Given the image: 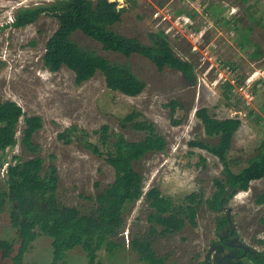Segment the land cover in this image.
Returning <instances> with one entry per match:
<instances>
[{"label":"rangeland","instance_id":"obj_1","mask_svg":"<svg viewBox=\"0 0 264 264\" xmlns=\"http://www.w3.org/2000/svg\"><path fill=\"white\" fill-rule=\"evenodd\" d=\"M52 1L0 0V99L14 101L27 116L42 119V128L33 135V141L40 147L38 156L44 159L45 168L50 164L57 168V197L61 203L87 212L93 205L89 196L95 197L114 180V171L105 157L93 153L91 147L106 150L101 130L105 125L108 148H112L117 135L128 141L142 139L143 133L120 126V120L134 110L140 114L137 120L153 123L168 144L165 152L148 153L134 164L143 176L144 193L157 187L177 203L193 192L201 193L205 199L214 189L213 180L223 177V166L215 156L189 145L195 141L215 144L218 140L204 134L195 116L199 108L206 107L217 119L241 120L228 152L232 171L238 172L256 155L264 139V0H134L132 7L124 0H110L127 7L121 23L113 27L116 32L147 43L148 33L164 30L174 53L194 67L196 81L191 84L176 70L159 71L144 57L126 58L106 52L82 33L72 35L81 48L111 63L128 64L146 84L137 97L108 90L101 74L77 86L70 70L50 72L44 68L45 44L58 27L57 20L41 15L24 27L15 28L10 23L16 8ZM248 11L260 25L252 22ZM247 27L252 29L250 41L262 52L259 59L250 57L253 46L246 52L238 46L236 28L243 32ZM171 102L178 104L174 112ZM256 116L263 118L259 125ZM22 128L21 119L16 145L8 148L5 155L0 153L1 189H6L5 169L14 163V157L25 160L32 156L19 142ZM63 133L65 136L60 137ZM262 191L264 179L252 182L250 189L233 197L222 212L225 215L230 209L239 237L258 251L264 250V205L255 206L253 201ZM149 213L144 196L127 207L126 225L114 240L116 246L109 251L104 245L98 251L100 264H144L131 242L149 233ZM217 216L201 204L196 227L187 224L176 234L148 238L156 255L167 257L168 264H193L204 259L208 244L217 240ZM0 239L16 241L8 204L0 211ZM258 240L263 244L257 245ZM51 243V238L39 236L24 255L23 264H52ZM16 249L15 244L14 254ZM64 260L66 264H88L81 247L68 251ZM0 264H12L11 259L2 258L1 251Z\"/></svg>","mask_w":264,"mask_h":264},{"label":"trees","instance_id":"obj_2","mask_svg":"<svg viewBox=\"0 0 264 264\" xmlns=\"http://www.w3.org/2000/svg\"><path fill=\"white\" fill-rule=\"evenodd\" d=\"M124 2L132 7L134 0ZM126 10L123 3L110 0H53L44 5L18 8L14 12L12 26L24 27L35 22L41 15L54 17L58 27L45 44L42 63L50 72H57L62 68L70 70L77 86L101 74L108 90L137 97L144 91L146 84L133 74L128 64L111 63L94 51L78 46L72 40V35L76 32L99 43L103 51L126 58L131 55L144 57L157 70H176L187 82L194 84L196 76L192 63L174 53L164 30L148 33V42L144 43L113 29L121 23ZM176 14L180 15L181 11ZM248 17L254 24L260 25L249 11ZM251 31V27L245 28L243 32L236 28L237 43L243 52L253 46L250 57L259 59L262 52L250 41ZM230 87L227 85V88ZM177 105L176 102L170 103L172 112ZM248 115H252V112ZM139 116L134 110L120 120L122 128L143 133L142 139L138 141H128L122 135H117L112 148H108V127L105 125L101 128L102 144L106 150L101 151L97 146H92L91 150L105 157L115 176L95 197L89 196L93 205L89 211L82 212L77 207L58 200L57 168L52 164L45 168L44 159L38 156L40 147L34 143L33 135L42 128V119L39 116H27L14 101L0 99L1 155H5L8 148L16 145L21 119L23 128L19 142L23 150L32 155L25 160L15 156L14 163L8 164L5 169L6 189L0 188V211L5 205H9L10 226L16 231V241L13 243L0 239L3 259H11L12 264H23L24 255L31 249L34 241L45 235L52 239V264H66V253L76 247H81L85 252L88 264H100L98 251L104 245L109 251L116 246L114 240L119 238L126 225L124 214L127 207L144 196L150 209L146 221L149 224V233L134 238L131 247L138 253L139 259L147 264H167V257L156 255L148 236L159 234L167 237L182 231L187 224L196 227L201 204H205L210 212L218 215L233 197L240 192H247L252 182L264 179V139L247 165L238 172L232 171L228 152L234 135L241 126V120L217 119L210 115L206 107H202L196 110L195 116L200 121L204 134L208 138H217V143L195 141L189 145L215 156L223 166V177L213 180L214 189L211 195L204 199L201 193L193 192L182 198L181 203H177L172 197L162 195L157 187H151L144 193L143 176L135 170L134 164L148 153L165 152L168 144L153 123L137 120ZM262 121V117L256 116L257 125ZM59 136L64 137L65 133ZM253 203L255 206L264 205V191L255 196ZM225 223L226 220L216 217L217 229ZM256 243L262 245L263 241L258 240ZM15 244L17 249L14 254ZM249 258L251 264H264V250L249 255Z\"/></svg>","mask_w":264,"mask_h":264},{"label":"flooded vegetation","instance_id":"obj_3","mask_svg":"<svg viewBox=\"0 0 264 264\" xmlns=\"http://www.w3.org/2000/svg\"><path fill=\"white\" fill-rule=\"evenodd\" d=\"M222 212L223 210L218 214L217 217L226 220V223L218 229L215 226L217 240L208 244L204 259L193 264H198L200 262L205 264H251L249 255L262 251L256 250L253 245H250L239 237L235 222L234 229L231 231L229 217H227V213L222 215ZM256 242L257 241H255V243ZM248 247L253 248L254 250L250 251L248 250ZM143 263L147 264L144 261Z\"/></svg>","mask_w":264,"mask_h":264},{"label":"water","instance_id":"obj_4","mask_svg":"<svg viewBox=\"0 0 264 264\" xmlns=\"http://www.w3.org/2000/svg\"><path fill=\"white\" fill-rule=\"evenodd\" d=\"M117 8H120V6H118ZM227 215H228L227 217H229V225H230V227H231V231H233L235 224H234V220H233V218L230 217V209L227 210ZM221 217H224V216H221ZM244 246H245V245H244ZM245 247H246V246H245ZM246 248H247V247H246ZM248 250L253 251L254 249L248 247Z\"/></svg>","mask_w":264,"mask_h":264},{"label":"clouds","instance_id":"obj_5","mask_svg":"<svg viewBox=\"0 0 264 264\" xmlns=\"http://www.w3.org/2000/svg\"><path fill=\"white\" fill-rule=\"evenodd\" d=\"M17 9H18V8H16V10H17ZM16 10H15V11H16ZM11 20H12V17H11ZM13 20H14V15H13ZM13 20H12V21H13ZM12 21H11V22H12Z\"/></svg>","mask_w":264,"mask_h":264},{"label":"bare ground","instance_id":"obj_6","mask_svg":"<svg viewBox=\"0 0 264 264\" xmlns=\"http://www.w3.org/2000/svg\"><path fill=\"white\" fill-rule=\"evenodd\" d=\"M13 22H14V21H12L10 24L12 25V24H13ZM7 24H9V23H7Z\"/></svg>","mask_w":264,"mask_h":264},{"label":"built area","instance_id":"obj_7","mask_svg":"<svg viewBox=\"0 0 264 264\" xmlns=\"http://www.w3.org/2000/svg\"><path fill=\"white\" fill-rule=\"evenodd\" d=\"M22 8V7H21ZM167 34V33H166Z\"/></svg>","mask_w":264,"mask_h":264}]
</instances>
